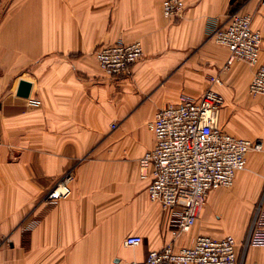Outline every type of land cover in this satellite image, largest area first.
<instances>
[{
	"label": "crops",
	"instance_id": "0c3cea01",
	"mask_svg": "<svg viewBox=\"0 0 264 264\" xmlns=\"http://www.w3.org/2000/svg\"><path fill=\"white\" fill-rule=\"evenodd\" d=\"M163 1L0 0V235L7 239L0 264H142L152 250L187 247L203 235H231L242 250L264 186V149L248 155L250 169L238 171L231 188L208 194L195 225L177 238L174 211L149 198L151 179L139 177L138 160L154 146L156 112L200 96L212 76L225 102L221 128L259 138L264 148V95L248 91L256 68L239 61L225 68L229 50L212 36L230 13H249L264 62V6L184 0L183 16L166 21ZM118 41H139L143 56L131 76L109 78L94 51ZM20 81L31 85L28 98L17 96ZM67 172L71 194L48 201ZM247 174L257 184L241 202L243 224L225 228L207 204L220 205L216 199L226 200ZM130 236L142 244L125 247ZM243 264H264V246L250 245Z\"/></svg>",
	"mask_w": 264,
	"mask_h": 264
},
{
	"label": "built area",
	"instance_id": "2783aa9c",
	"mask_svg": "<svg viewBox=\"0 0 264 264\" xmlns=\"http://www.w3.org/2000/svg\"><path fill=\"white\" fill-rule=\"evenodd\" d=\"M259 2L264 6V0ZM185 8L184 0H164L162 16L166 21L181 18ZM212 36L216 43L229 50L225 68L237 61L256 68L248 91L251 96L264 95V62L259 61L262 37L260 31L252 28V15L230 13ZM94 56L105 76L129 77L132 66L142 59L143 49L139 41H118L98 46ZM215 84L221 81L212 76L200 96L187 95L159 109L149 123L154 146L138 160L139 177L151 179L149 198L159 202L164 210L174 211L171 227L174 238L192 229L211 191L231 188L237 172L246 168L248 155L263 151L259 138H239L221 128L220 115L225 102L221 94L211 89ZM73 178V172L64 174L46 199L67 198ZM6 244L7 239L0 235V249ZM140 244V236H130L124 241L128 248ZM250 245L264 246V186L241 251L231 235L223 238L203 235L187 247L175 249L168 244L152 250L142 264H243Z\"/></svg>",
	"mask_w": 264,
	"mask_h": 264
},
{
	"label": "rangeland",
	"instance_id": "374dc122",
	"mask_svg": "<svg viewBox=\"0 0 264 264\" xmlns=\"http://www.w3.org/2000/svg\"><path fill=\"white\" fill-rule=\"evenodd\" d=\"M259 154V152H256L254 155ZM251 164H247L246 170L250 169ZM256 184L257 181L254 179V175L247 174L237 181L235 190L226 200L221 202L222 199L220 197L216 199V204L219 203L220 205H212L210 202L207 204L208 207L218 215L220 225L225 228H233L235 231L240 230L243 224V214L246 211V205L241 202H248L251 200Z\"/></svg>",
	"mask_w": 264,
	"mask_h": 264
},
{
	"label": "water",
	"instance_id": "95a60500",
	"mask_svg": "<svg viewBox=\"0 0 264 264\" xmlns=\"http://www.w3.org/2000/svg\"><path fill=\"white\" fill-rule=\"evenodd\" d=\"M31 85L28 82L20 81L18 90H17V96L22 98H28L30 93Z\"/></svg>",
	"mask_w": 264,
	"mask_h": 264
}]
</instances>
